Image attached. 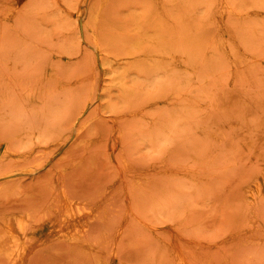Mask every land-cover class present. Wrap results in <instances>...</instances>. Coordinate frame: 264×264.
<instances>
[{
  "label": "rangeland",
  "instance_id": "rangeland-1",
  "mask_svg": "<svg viewBox=\"0 0 264 264\" xmlns=\"http://www.w3.org/2000/svg\"><path fill=\"white\" fill-rule=\"evenodd\" d=\"M105 1L0 0V222L26 264H264V0Z\"/></svg>",
  "mask_w": 264,
  "mask_h": 264
},
{
  "label": "bare ground",
  "instance_id": "bare-ground-1",
  "mask_svg": "<svg viewBox=\"0 0 264 264\" xmlns=\"http://www.w3.org/2000/svg\"><path fill=\"white\" fill-rule=\"evenodd\" d=\"M111 2L112 0H106L102 6V10L99 13H97V15H95L94 20L97 25H102L101 24L103 21L102 14L106 10L105 7L109 6ZM93 32L96 36V41L100 42L101 36L97 32V30H95V28ZM256 191H257V195L256 194L254 195L252 193L253 199H255L257 196H260L264 192V188L260 189V187H258ZM53 205L55 207L56 206L61 207L64 212L61 215L59 214V216H55V214H52L51 218L53 219V222L54 220H56L57 226H59L60 224L63 225L64 223L66 225L73 227L75 224L79 225L80 223H82L81 221L82 216L78 208L79 205L66 192L62 195V200L54 201ZM32 219H33V216L31 214H27L24 216H20L18 218L9 217V218H6L3 222H0V262L2 259H4L8 262V264H26L27 263L26 253H27L28 243H29L30 237L34 234V232L38 228V225L36 224L34 226L32 225ZM86 236H87V229H83L81 234L79 233L78 235L73 230H70L66 233V238L80 245H83L88 242V240L86 239ZM99 251H100L99 249H96L94 252L97 253Z\"/></svg>",
  "mask_w": 264,
  "mask_h": 264
}]
</instances>
